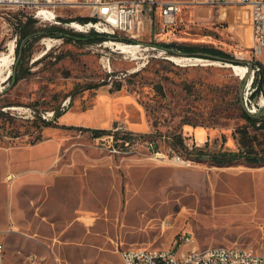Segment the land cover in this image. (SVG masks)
I'll use <instances>...</instances> for the list:
<instances>
[{
	"label": "rangeland",
	"instance_id": "374dc122",
	"mask_svg": "<svg viewBox=\"0 0 264 264\" xmlns=\"http://www.w3.org/2000/svg\"><path fill=\"white\" fill-rule=\"evenodd\" d=\"M159 1H178L182 11L167 30L146 31L134 56L107 42L114 39L93 41L67 27L84 10L60 9L58 20L41 22L33 9L0 8V56L12 65L11 76L0 84V150L28 148L37 139L58 136L57 167H66L49 190L33 184L13 190L8 173L0 169L2 264H120L123 249H176L182 232L195 239L184 246L187 251L194 245L233 246L264 255V164L216 166L197 161L192 152L193 146L196 151L238 150L234 134L246 124L242 110L264 111L263 95L251 98L252 75L244 101V79L230 63L150 48L156 43L197 44L229 54L233 65L264 66V55L256 59L252 51L250 10L202 0ZM31 19L34 23L28 25ZM55 28L85 40L42 33ZM173 56L204 61L179 65ZM101 94L133 98L110 126L124 119L144 121V142L161 141L162 150L171 145L169 153L195 163L186 167L155 160L144 151L111 156L93 140L106 131L60 125L69 110L89 112L100 106ZM68 98L70 106L63 110ZM48 111L58 118L40 116ZM179 135L187 148L174 145Z\"/></svg>",
	"mask_w": 264,
	"mask_h": 264
},
{
	"label": "built area",
	"instance_id": "2783aa9c",
	"mask_svg": "<svg viewBox=\"0 0 264 264\" xmlns=\"http://www.w3.org/2000/svg\"><path fill=\"white\" fill-rule=\"evenodd\" d=\"M202 2L210 5L246 6L251 13L252 51L256 59L264 55V0H202ZM2 7L33 9L34 18L41 22L58 20L61 16L60 9L84 10L72 16L67 27L83 35L92 33L106 35L107 38L114 39L111 41L115 47L120 43L130 48L142 46L140 40L146 31L152 34L157 27L165 31L174 26L178 14L182 11V4L178 1L159 0H0V8ZM158 11L160 19L157 17ZM54 40L48 38V41ZM150 48L158 51L155 44H151ZM162 50L160 53H168ZM261 68L259 63L253 65L252 83L254 74L259 73ZM70 103L71 99L68 98L63 104V110L65 107L68 109ZM245 104L247 107L246 102ZM247 109L251 114H255ZM28 113L33 117L36 115V112L30 109ZM40 116L47 121L56 120L55 111L44 112ZM106 132L105 136H93V140L97 148L111 156H121V152L132 155L144 151L155 160H172L186 167H191L195 163L178 152L169 153L171 145L162 150L159 147L161 141L144 142V135L147 133L130 130L123 123L114 124ZM163 139H166L165 136ZM194 242L192 234L182 232L178 236L176 249L147 247L123 249L120 252V259L123 264H264V255L246 248L236 247V250H228V246H211L202 249L194 245L189 251L184 249L185 245ZM4 251L5 244L0 232V264L3 263Z\"/></svg>",
	"mask_w": 264,
	"mask_h": 264
},
{
	"label": "crops",
	"instance_id": "0c3cea01",
	"mask_svg": "<svg viewBox=\"0 0 264 264\" xmlns=\"http://www.w3.org/2000/svg\"><path fill=\"white\" fill-rule=\"evenodd\" d=\"M99 99L98 101L102 104L100 103V106L89 112L67 111V116L61 118L60 125L106 131L113 125L110 126L111 122L121 115V108L127 106L133 98L109 97L107 94H101ZM57 118L58 116H56ZM122 121L127 128L133 131L143 132L147 129V124L144 121L137 122L129 119ZM199 136L202 137L203 135ZM60 149L61 142L58 136H55L35 143L28 148L0 150V169L8 173L7 182H12L13 190L14 187L22 184H33L39 190L45 186L49 190L50 186L56 182L58 175H62L66 170V167H57ZM14 168L18 170L15 171Z\"/></svg>",
	"mask_w": 264,
	"mask_h": 264
},
{
	"label": "trees",
	"instance_id": "16d2710c",
	"mask_svg": "<svg viewBox=\"0 0 264 264\" xmlns=\"http://www.w3.org/2000/svg\"><path fill=\"white\" fill-rule=\"evenodd\" d=\"M34 21L31 19L27 23L28 25H33ZM50 31L42 32L45 35L55 36L59 35L61 37H65L68 40H85L83 38H79L77 36H73L71 34H67L63 28H55ZM83 35V34H82ZM87 38L93 41H104L107 39L106 35L92 33L89 35H85ZM155 46L166 50L168 53L175 54L180 53V55H198L202 58H227L233 60V58L214 47L197 45V44H188V43H156ZM253 65H256V62H253ZM21 77L17 76L19 80ZM13 81L15 83V77H13ZM253 85L255 86L254 91L251 95L252 97H256L260 94L264 97V66L261 68V73L256 74V78L254 80ZM120 85L117 86V90H120ZM249 98L247 100V104L249 105ZM250 106V105H249ZM256 112L257 106L252 107ZM261 112L255 114H249L245 109L242 110V117L245 119L246 124L239 127L235 131V137L238 143V150H219V151H203V150H195L192 148V152L195 155L197 161L210 162L216 166H224L231 165L235 162L244 161L249 165H263L264 164V115H260ZM43 125L50 126L51 122L42 121ZM99 131L100 133L104 132V130H94ZM40 140V139H39ZM38 139L33 142V144L39 141ZM174 145L183 146L187 148L186 139L182 138L181 135L174 137Z\"/></svg>",
	"mask_w": 264,
	"mask_h": 264
},
{
	"label": "bare ground",
	"instance_id": "6f19581e",
	"mask_svg": "<svg viewBox=\"0 0 264 264\" xmlns=\"http://www.w3.org/2000/svg\"><path fill=\"white\" fill-rule=\"evenodd\" d=\"M107 42L112 43V41H107ZM107 42H105L104 44H106ZM50 46H51V44L48 43V47H50ZM113 46H115V45L113 44ZM116 47L118 50L121 51V53L128 54V55L130 54L133 56L136 54V52L138 50V47H136V46L130 48V47L123 45V44H120V43H118ZM171 60L174 61L175 63L179 64V65H186L185 63L190 62V61H193V62L204 61L203 59H192V58L174 57V56L171 57ZM193 64H197V63H193ZM188 65H191V64L188 63ZM228 66L231 67L234 70L235 74L240 76L242 79H245L249 74V69L247 66H238L236 64L235 65L229 64ZM11 73H12L11 60L7 59L1 55L0 56V84L6 82V80H8V78L11 76ZM260 107L262 108L263 104H261ZM228 250H236V247L228 246ZM107 264H115V263L107 262ZM120 264H123L122 260H121Z\"/></svg>",
	"mask_w": 264,
	"mask_h": 264
},
{
	"label": "water",
	"instance_id": "95a60500",
	"mask_svg": "<svg viewBox=\"0 0 264 264\" xmlns=\"http://www.w3.org/2000/svg\"><path fill=\"white\" fill-rule=\"evenodd\" d=\"M213 60H219V61H221V62H224V63H230V64H234L235 63V60H231V59H227V58H217V57H213L212 58ZM252 70H253V64H251L250 65V68H249V74H248V76L243 80V82H242V84H241V88H240V97H241V99L242 100H244V91H245V87L248 85V82H249V79H250V76H251V72H252ZM13 83H14V81H13ZM247 108V107H246ZM247 110V112L249 113V114H251L249 111H248V109H246ZM260 115H264V111H262L261 113H260Z\"/></svg>",
	"mask_w": 264,
	"mask_h": 264
}]
</instances>
